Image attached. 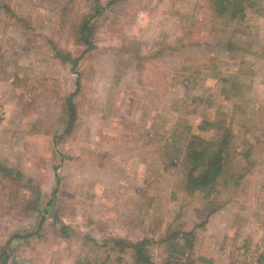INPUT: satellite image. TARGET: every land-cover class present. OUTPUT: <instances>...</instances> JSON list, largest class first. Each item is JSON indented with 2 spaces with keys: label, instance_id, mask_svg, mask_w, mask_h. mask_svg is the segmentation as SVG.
<instances>
[{
  "label": "rangeland",
  "instance_id": "obj_1",
  "mask_svg": "<svg viewBox=\"0 0 264 264\" xmlns=\"http://www.w3.org/2000/svg\"><path fill=\"white\" fill-rule=\"evenodd\" d=\"M108 1L82 56L72 24L93 0H0L4 264H132L110 241L143 236L160 263L183 232L190 264H264V0H250L242 21L212 20L206 0ZM54 49L80 56L76 68ZM201 119L215 125L202 131ZM227 130L211 212L166 156ZM254 144L250 161L238 155Z\"/></svg>",
  "mask_w": 264,
  "mask_h": 264
},
{
  "label": "trees",
  "instance_id": "obj_2",
  "mask_svg": "<svg viewBox=\"0 0 264 264\" xmlns=\"http://www.w3.org/2000/svg\"><path fill=\"white\" fill-rule=\"evenodd\" d=\"M121 1L127 0H109L107 4H113ZM207 7L211 12V19L217 20L226 16L228 20H239L242 21L246 16V9L251 5L250 0H206ZM105 8V7H104ZM103 12V4L100 0H93L91 9L87 12H80L74 18L72 28L73 37L77 44L84 47L82 51V56L84 53L89 52L94 45V30H93V20L97 18ZM13 16L14 15H10ZM21 26L17 25L23 29L25 28V22L21 19H17ZM187 43L199 44V40L193 39L189 36ZM127 47V48H126ZM125 48L124 51L127 53L132 50L125 44H122L121 48ZM123 51V52H124ZM134 51V50H133ZM54 56L58 58L63 63H70L75 69L80 56H74L71 52L67 50H57L54 49ZM41 84L40 80L38 81ZM233 87L231 86L228 90L224 89L226 94L232 96ZM56 88V87H54ZM55 91V90H54ZM227 94V95H228ZM74 93L70 94L67 100V108L69 112V121L67 124L71 125L74 121V107L72 105V96ZM215 124L210 119H201L197 123V127L206 131L213 127ZM232 134L228 130L223 133L218 139H207L200 135L191 136L185 144H172L170 146L167 158V163L178 168V185L187 193H192L195 191L202 192L205 197H209V202L212 203L211 212L219 209L220 203L216 199L218 193V187L220 184V177L224 173L227 167L228 150L231 142ZM257 144L248 147L238 153L240 157L246 158L248 161L252 158L251 150L256 148ZM12 178L23 179V175L17 173L12 175ZM239 177L236 178V183L239 182ZM28 184V179L24 182ZM63 233V231L61 232ZM179 233H177L172 238H177ZM180 238H183V243L174 242L170 244L171 253L161 261L156 263L153 259V254L151 251L152 246L155 244V240L148 236H143L137 240L125 239V238H114L112 239L111 246L109 249L111 251L115 250L118 255L130 251L132 258V264H190L189 253L194 247V241L191 232H183ZM0 253L1 263L6 262L7 252L2 251ZM3 258V261H2ZM87 264H92L89 262V258H85ZM103 264V263H101ZM193 264V263H192Z\"/></svg>",
  "mask_w": 264,
  "mask_h": 264
}]
</instances>
